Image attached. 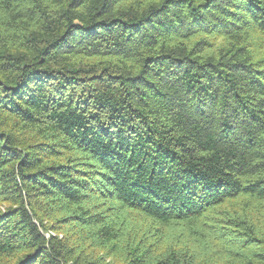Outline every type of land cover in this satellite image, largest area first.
<instances>
[{"label": "trees", "instance_id": "16d2710c", "mask_svg": "<svg viewBox=\"0 0 264 264\" xmlns=\"http://www.w3.org/2000/svg\"><path fill=\"white\" fill-rule=\"evenodd\" d=\"M0 264H264V0H0Z\"/></svg>", "mask_w": 264, "mask_h": 264}, {"label": "rangeland", "instance_id": "374dc122", "mask_svg": "<svg viewBox=\"0 0 264 264\" xmlns=\"http://www.w3.org/2000/svg\"><path fill=\"white\" fill-rule=\"evenodd\" d=\"M106 260H109V258H107Z\"/></svg>", "mask_w": 264, "mask_h": 264}]
</instances>
